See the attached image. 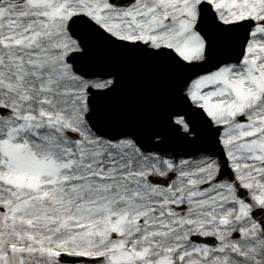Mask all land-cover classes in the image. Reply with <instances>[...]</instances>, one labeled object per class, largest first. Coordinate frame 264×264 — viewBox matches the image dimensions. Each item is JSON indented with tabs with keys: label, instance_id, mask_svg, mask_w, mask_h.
I'll return each mask as SVG.
<instances>
[{
	"label": "snow or ice",
	"instance_id": "obj_1",
	"mask_svg": "<svg viewBox=\"0 0 264 264\" xmlns=\"http://www.w3.org/2000/svg\"><path fill=\"white\" fill-rule=\"evenodd\" d=\"M0 264H264V0H0Z\"/></svg>",
	"mask_w": 264,
	"mask_h": 264
},
{
	"label": "water",
	"instance_id": "obj_2",
	"mask_svg": "<svg viewBox=\"0 0 264 264\" xmlns=\"http://www.w3.org/2000/svg\"><path fill=\"white\" fill-rule=\"evenodd\" d=\"M165 85H166V88L168 89V91H169V85H167L166 83H165ZM152 93V91L150 90V94ZM155 98V100H156V102H155V104L156 103H158V102H161V100H160V97L159 96H157V95H153V96H151V98ZM168 98H170V97H167V99Z\"/></svg>",
	"mask_w": 264,
	"mask_h": 264
}]
</instances>
